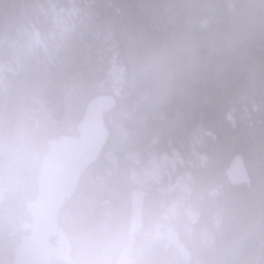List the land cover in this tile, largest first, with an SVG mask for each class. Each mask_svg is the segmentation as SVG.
I'll return each instance as SVG.
<instances>
[{
	"label": "clouds",
	"instance_id": "1",
	"mask_svg": "<svg viewBox=\"0 0 264 264\" xmlns=\"http://www.w3.org/2000/svg\"><path fill=\"white\" fill-rule=\"evenodd\" d=\"M0 264H264V0H0Z\"/></svg>",
	"mask_w": 264,
	"mask_h": 264
}]
</instances>
